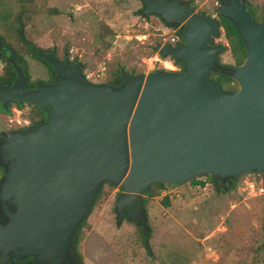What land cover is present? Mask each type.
<instances>
[{"label": "water", "instance_id": "95a60500", "mask_svg": "<svg viewBox=\"0 0 264 264\" xmlns=\"http://www.w3.org/2000/svg\"><path fill=\"white\" fill-rule=\"evenodd\" d=\"M143 17L176 26L182 45L163 44L161 57L182 71L124 73L120 82L88 81L82 64L38 50L55 76L27 90L13 50L15 72L0 82V107L34 106L45 121L0 132V256H35L59 264L104 183L120 188L115 221L139 224L147 238L141 195L151 183L181 185L199 175L230 181L264 175V17L255 23L243 0H220L216 12L235 28L245 56L217 64L223 44L218 20L193 11L188 1L140 0ZM218 71L236 84L226 91L209 77Z\"/></svg>", "mask_w": 264, "mask_h": 264}, {"label": "rangeland", "instance_id": "374dc122", "mask_svg": "<svg viewBox=\"0 0 264 264\" xmlns=\"http://www.w3.org/2000/svg\"><path fill=\"white\" fill-rule=\"evenodd\" d=\"M182 1L213 18L220 4ZM251 1L255 6L263 2ZM16 8V0H0V11ZM140 9L139 0H34L23 36L36 48L54 50L59 58L76 57L89 81L104 84L115 62L134 74L150 73L159 65L158 49L174 28L165 27L154 15L143 17ZM215 43L227 46L221 29ZM13 44L18 48L16 41ZM20 54L30 81L47 77L45 63L24 50ZM218 61L233 64L228 50ZM3 66L0 59V74ZM24 113L33 115V109L26 106ZM245 178H235L233 187L226 188L206 178V188L191 182L155 188L144 204L149 253L134 222L115 221L119 186L103 184L78 228L75 250L82 264H264V193L246 189L242 180L257 178ZM163 190L167 205L161 201Z\"/></svg>", "mask_w": 264, "mask_h": 264}, {"label": "trees", "instance_id": "16d2710c", "mask_svg": "<svg viewBox=\"0 0 264 264\" xmlns=\"http://www.w3.org/2000/svg\"><path fill=\"white\" fill-rule=\"evenodd\" d=\"M16 1H17V8H16L15 12L14 11L13 12L7 11V10L0 11V31H1L0 32V41L3 45L8 46L13 50V52L16 56V59H19V61L21 62V65L23 67V72H24L25 76L27 77L26 88L27 89H33L35 82L30 81V79L27 75V70H26L24 59H23L22 55L20 54V52L22 50H24V52H26L27 55H30L31 51L29 50V47H31L32 50H35V51L41 50L42 52L51 51V50L41 49L39 47L36 48L24 39L23 26H24V24H26V21L28 20L30 14L32 13V11L30 10V6L32 5L34 0H16ZM243 1H245L246 5H247V11L251 14L253 21L255 23H260L262 21V18L264 17V0H263V2L260 3L259 6H255L251 0H243ZM140 3H141V1H140ZM141 7H142V4H141ZM216 19L218 20V22H217L218 27L221 28L223 38L225 39V41L227 43V46H225V45L223 46V50L224 51L228 50L231 58L233 59V64H222L218 60H217V64L222 66V67H230V66L239 65L243 61L244 56H245L243 43H242L241 39L239 38V36L237 35L235 28H233V26L229 23V21L227 19L219 16L217 14V12H216ZM174 27L175 26H173L172 28H174ZM3 30H4V32H2ZM176 35L178 37L177 43L182 45V39H181L178 31L176 32ZM11 40H13V42ZM14 41H16L18 48H16V46L13 44ZM6 57H7V51L3 47H0V59L4 62V66H3L2 72L0 74V82L2 84H10L12 82V80L14 79V76H15V72L12 69V67L10 66V64L7 62ZM31 57H33L37 60L39 59L43 63L47 64L48 67H51L48 63L43 61L40 57H37L35 54H31ZM65 57L71 63L78 62L76 57L69 59L67 54H65ZM170 58L173 60L174 65L176 67H178V71H175V70H168V71L175 72V73L182 71V69H183L182 63L181 62H175L173 57H170ZM121 69H123L122 64H120L119 62H115L114 66H113V70L110 71V78L104 84L113 86L115 83L119 82ZM123 71H124V73H132V72H128L126 69H123ZM155 71H166V70H164L163 68H161V69L157 68V69L152 70V72H155ZM137 74H141V73H137ZM209 77L212 80H214L215 82H217L223 90L230 91V90H234L236 88L235 82L230 77L225 76L218 71H211L209 74ZM12 105L22 106L21 103L20 104H18L16 102H9L8 103V107H10ZM0 112H4L1 109V107H0ZM1 172L2 171L0 169V174H1ZM205 178L208 179L215 186V182L213 180H211L206 175H205ZM260 178L264 179V175H261ZM234 180L235 179H231L227 183L226 187L227 186L233 187ZM190 182L196 183L197 181L194 179H191L189 181V183ZM104 184H108V183H104ZM168 184L171 186V183H167V182L151 183L149 185L148 189L144 192L145 196L141 195V201L143 203V206L146 203V199L154 194L153 192H154L155 188H161L164 185H168ZM100 191L96 195L93 203H95L96 199L98 198ZM161 201L165 205L169 204V200H168V197L166 194H164L162 196ZM143 213H144V215H146V212L144 209H143ZM83 222L84 221L81 222V225ZM131 222H134V221H131ZM134 223L136 224V226L139 229L143 248L145 249V251L147 253H149L150 252L149 251L150 246L147 242L148 236H147V238H145V232H143L141 230L139 224H137L136 222H134ZM147 234H148V231H147ZM78 236H79V230L77 231L76 238L74 239L75 240L74 244H73L74 247H75V244L77 243ZM77 254H78V252H77Z\"/></svg>", "mask_w": 264, "mask_h": 264}, {"label": "built area", "instance_id": "2783aa9c", "mask_svg": "<svg viewBox=\"0 0 264 264\" xmlns=\"http://www.w3.org/2000/svg\"><path fill=\"white\" fill-rule=\"evenodd\" d=\"M178 29H176V26L174 27V29L172 30L173 34L171 36H169V38L167 40H165L163 42V44H168V45H174L175 43L177 44L178 41V37L176 35ZM167 57H160L161 60H158V69L163 68L164 70L168 71V70H175L178 71V67H176L173 63V60L171 59L170 61L167 60ZM170 58V57H169ZM84 77L88 80V75L87 74H83ZM89 81V80H88ZM24 109H26L25 105L22 106H15L12 105L10 107H8V109L4 112H0V132L1 131H6V130H12V129H25L28 128L30 125V122L32 120V115H30L29 113H24ZM239 177H255L257 178V180L255 179H251V180H242L244 186L246 187V189H248L249 191H255L258 194H262L264 193V179L260 178L259 175H241ZM194 180H196L195 184L196 186L200 187V188H206L207 184L209 183V181L205 180V175H199L197 177L194 178ZM173 186V185H171ZM162 193H167V190H163Z\"/></svg>", "mask_w": 264, "mask_h": 264}, {"label": "flooded vegetation", "instance_id": "af4514ba", "mask_svg": "<svg viewBox=\"0 0 264 264\" xmlns=\"http://www.w3.org/2000/svg\"><path fill=\"white\" fill-rule=\"evenodd\" d=\"M29 50L31 51V54H35L36 55L37 51L32 50L31 47H29ZM50 52H53L54 53V56L57 57L54 50L45 51L44 53H50ZM31 54L29 56H31ZM64 57L65 56H63L61 58H58V57L57 58L60 59V60H62ZM165 57H167V56H165ZM16 61L21 64V62L19 61V59H16ZM46 66H47V72H48L47 73V77L45 79H43V80H40L39 82H42V83H51L53 81V78L55 76V73H54L52 67H48L47 64H46ZM39 82H35L34 83V88H35V85L37 83H39ZM117 84H119V82L115 83L114 85H117ZM27 90H30V89H27ZM22 105L29 106L30 108L33 109V115H32L33 117H32V120L30 122L29 127L38 125L39 123L45 121V119H46L45 113H43L41 111H38L37 108H35L34 106H30V105H26V104H22ZM216 182L222 188H226V185H227V183L229 181H225V182L216 181ZM122 219H125V218L122 217ZM0 221H3V219L1 217H0ZM74 241L75 240H72V242L69 244L68 249H67V252H66V256H64L61 259V261L59 262V264H82L80 255L77 254V251L75 250V247L73 246ZM8 256L9 257H7L3 262H1V256H0V264H52L49 261H40V262L38 261L37 262L35 256L26 255V256L17 257V255H13V249L9 250Z\"/></svg>", "mask_w": 264, "mask_h": 264}]
</instances>
